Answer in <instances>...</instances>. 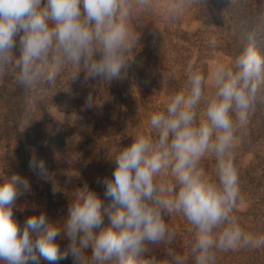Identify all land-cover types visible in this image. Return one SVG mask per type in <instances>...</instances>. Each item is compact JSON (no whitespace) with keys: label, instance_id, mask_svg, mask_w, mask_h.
<instances>
[{"label":"clouds","instance_id":"9594fccd","mask_svg":"<svg viewBox=\"0 0 264 264\" xmlns=\"http://www.w3.org/2000/svg\"><path fill=\"white\" fill-rule=\"evenodd\" d=\"M190 3L202 11L206 0ZM156 7V0H0V81L10 76L33 90L53 85L65 67L73 69L72 81L81 72L85 82L121 79L143 32L131 24ZM184 7L185 0H165L161 12L176 20ZM210 45L214 49L217 41ZM186 72V86L150 114L149 132L127 136L130 143L113 158L112 177L100 181L112 205L84 183L62 224L33 206L21 227L13 210L31 193L30 181L18 172L0 173V264H60L69 257L72 264H185L167 222L174 214L193 231L194 264H215L218 251L264 247V235L246 233L234 215L241 201L237 134L246 131L264 88V54L249 34L230 64L214 66L210 94L199 68L189 65ZM92 89L82 110L98 106ZM209 155L216 161L215 179L201 166ZM28 167L53 184L54 194L62 191L43 159L32 157ZM58 238L69 242L63 251ZM157 244L164 245L163 255L145 258L148 245Z\"/></svg>","mask_w":264,"mask_h":264},{"label":"rangeland","instance_id":"374dc122","mask_svg":"<svg viewBox=\"0 0 264 264\" xmlns=\"http://www.w3.org/2000/svg\"><path fill=\"white\" fill-rule=\"evenodd\" d=\"M164 2L156 0L152 16L140 14L132 22L134 32H143L121 79L109 84L85 82L81 72L72 81L73 69L65 67L53 85L33 90L20 88L10 76L0 81V173L18 172L31 184V193L20 197L13 210L21 227L33 214V206L36 213L42 211L62 224L75 191L84 183L97 192L105 206L112 205L100 181L112 177L116 167L113 158L130 143L127 136L133 130L149 132L150 114L161 109L174 91L186 86L189 65L205 74V92L210 94L214 66L218 62L230 64L249 34L255 36L264 54V0H206L202 11L185 0L184 11L176 20L162 14ZM154 31L159 33L155 39ZM213 38L217 41L214 49L210 45ZM92 88L96 89L93 94L98 106L82 110ZM32 157L45 161L53 183L62 191L54 194L53 184L29 169ZM235 163L241 201L234 215L246 233L264 235V88L246 131L237 134ZM201 166L215 179L214 157H205ZM167 222L177 232L175 250L184 255L185 264H194L189 254L193 239L190 226L179 214ZM104 223H109L107 216ZM58 242L62 251L69 243L59 238ZM163 250L162 244L148 245L145 258L160 257ZM40 264L47 261L41 259ZM60 264H72L71 257ZM215 264H264V247L218 251Z\"/></svg>","mask_w":264,"mask_h":264}]
</instances>
